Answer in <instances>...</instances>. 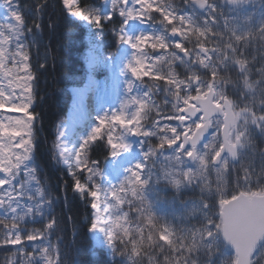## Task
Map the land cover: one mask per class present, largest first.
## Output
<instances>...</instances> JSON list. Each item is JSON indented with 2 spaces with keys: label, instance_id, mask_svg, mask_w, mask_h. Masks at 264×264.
Listing matches in <instances>:
<instances>
[{
  "label": "snow or ice",
  "instance_id": "1",
  "mask_svg": "<svg viewBox=\"0 0 264 264\" xmlns=\"http://www.w3.org/2000/svg\"><path fill=\"white\" fill-rule=\"evenodd\" d=\"M63 4L95 32L103 34L104 22L112 24L119 45L132 50L130 57L118 50L115 68L112 59H101L98 52L93 56V70L112 68L123 98L119 108L97 114L98 124L77 149L60 153L70 171L80 170L73 172L76 190L91 197L90 230L103 233L111 254L123 258L121 264H144L145 259L147 264H161L157 253L163 255L162 264H256L264 254V148L257 145V140L264 143V0H183V7L172 0H107L99 9H81L75 0ZM0 7L7 14L0 23V110L23 113H0V247L11 253L5 264H66L53 258L58 249L49 240L50 233L61 229L59 221L53 217L43 230L25 223L49 203L40 187L32 194L26 191L33 176L25 166L32 151L33 116L28 111L32 74L27 71L24 41L27 36L35 39L32 28L38 33L41 25H26L18 0H0ZM43 8L37 5L35 14ZM117 14L118 28L113 19ZM249 51L261 53L256 79L257 57L249 60ZM177 66L186 73L184 78ZM142 77L152 78V83ZM107 83L90 75L83 89L74 90L75 108L86 115L88 94ZM168 105L171 111H166ZM106 122L109 154L127 153L136 162L119 183L101 187L100 168L88 152L92 142L102 139ZM238 164L243 181L237 176L229 194L224 178ZM85 173L82 183L78 177ZM113 173L119 175V170ZM210 173L216 176L214 190L207 180ZM185 185L201 189V199L182 217L196 220L198 226L161 225L153 211L160 193ZM130 213H135L134 220ZM26 242L32 252L26 251Z\"/></svg>",
  "mask_w": 264,
  "mask_h": 264
},
{
  "label": "trees",
  "instance_id": "2",
  "mask_svg": "<svg viewBox=\"0 0 264 264\" xmlns=\"http://www.w3.org/2000/svg\"><path fill=\"white\" fill-rule=\"evenodd\" d=\"M107 0H75L76 4L83 9L84 7L102 8ZM175 5L183 7V0H172ZM20 10L25 16L27 26H33L39 23L41 28L37 33L35 27L32 31L36 33V38L27 36L24 43L28 52L27 71L32 74L30 89L32 96V106L28 110L33 116L31 158L26 167L33 170V176L28 178L26 191L32 194L35 187H40L42 194L47 198L49 203L42 206L40 215H34L27 219L26 226L43 230L46 223L53 217L59 221L61 229L49 234V240L52 241L58 251L52 253L53 258H58L66 264H121L122 257H114L105 244H100L91 236L90 224L93 210L91 209V197L87 192L82 196L75 188L73 172H79V169L64 167L56 153L57 134L60 127L66 122L67 113L71 104V94L69 89L72 87L83 86L88 72L85 65L86 51L90 48V43H98L100 46V58L104 60L114 59L121 45L115 39L112 28L113 25L104 22V33L95 32L94 27L84 24L77 17H72L68 9L64 6L63 0H18ZM37 5H43V11L37 16L34 9ZM27 6V7H26ZM2 8V7H1ZM3 9V8H2ZM5 10V9H3ZM159 18V13H153ZM116 27H119L120 17L114 16ZM0 23H3L0 21ZM159 27V25H157ZM95 32V39L93 33ZM191 47V45H189ZM149 51H151L149 49ZM155 54V53H152ZM257 57L254 63L253 79H256L255 68L260 67L259 56L261 53L249 51L248 59L252 56ZM11 67V63L9 64ZM166 71V69H164ZM181 73V78L186 73L177 66ZM24 72H20L21 77ZM106 76L102 69H96L94 76L100 78ZM231 78H236V73L227 74ZM211 79L210 76L207 77ZM146 83H152V78L143 77ZM163 86L164 81H159ZM230 98L235 99V96ZM158 103H162L163 94L156 96ZM92 96L87 99L88 106L91 105ZM166 111H171L168 105ZM1 113V110H0ZM155 117V112L152 113ZM146 126H150V121H143ZM96 120H87L82 128H78L75 136V148L85 139L96 126ZM90 127V129L87 128ZM110 124L106 122L101 129L102 139L92 142L88 155L91 159L96 160L101 173L108 169L107 163L111 158L109 149L106 146L107 133ZM156 143V138H152ZM257 145L264 148V143L257 140ZM241 165H237L235 171H230L228 177L235 178L240 175L238 171ZM260 167L259 158L255 160L256 172ZM242 168V167H241ZM86 173L78 178L85 182ZM25 174L21 172L20 178L23 179ZM32 179L33 184H29ZM208 183L213 190L216 186V176L214 173L208 175ZM101 187H107L101 175L97 177ZM119 182H114L116 184ZM163 187V185H161ZM202 193L199 187L190 186V188L165 189L160 193V200L154 204L153 211L157 217L161 218V225L169 224L180 228L190 225H197L196 220H184L183 215L187 213L184 204L197 202L201 199ZM218 199V198H217ZM172 201L170 205L168 202ZM125 211H128L124 205ZM218 211V204H217ZM135 219V213H130ZM180 216L181 219L176 217ZM147 235V233H145ZM26 242V251L32 252V247H28ZM35 243L39 244L40 241ZM161 243H163L161 241ZM19 246H7L13 249ZM11 255L5 248L0 247V264H5L7 256ZM161 264L163 255L158 254ZM264 260L263 254L256 259V264H261ZM144 264H147L145 259Z\"/></svg>",
  "mask_w": 264,
  "mask_h": 264
},
{
  "label": "rangeland",
  "instance_id": "3",
  "mask_svg": "<svg viewBox=\"0 0 264 264\" xmlns=\"http://www.w3.org/2000/svg\"><path fill=\"white\" fill-rule=\"evenodd\" d=\"M4 19L5 20L7 19V14H6V11L0 7V21L4 22ZM83 23L86 24V22H83ZM140 27L146 28V25H142ZM118 50L120 53H127L129 57H130L131 52H132V50L126 45H121ZM97 52L100 53L99 44L96 42L90 43V48L86 51V57H85V65H86L88 75L86 77V80H85L83 86L70 89L72 99H71L70 108L68 110L67 119H66V122L64 123V125H62L60 127V130L58 132L57 144H56V153H57L62 165L66 168H68V165L61 158L60 153L64 150V148L68 149L69 151L76 149L75 148V142H76L75 133H76L77 129L82 128L84 126V123L87 120L91 119V120H96L98 122V120H97V114L98 113H99V115H104V113L108 112L110 108L112 110L119 108L120 99L123 98V88L122 87L121 88L115 87L116 82H115V79L113 78L114 74H113V70H112V68H115V64H116L117 58H118V52H117L116 57L113 59L112 68H99V69H102L105 71L106 76L101 75L100 78H96L94 76V71L98 68L93 70L92 58L94 55L97 54ZM156 54H158V53H155L152 55H156ZM90 75L93 79H95L96 81H100V82H104L106 79H108V83H107V85L102 84L101 87L99 88V90L96 91L95 93L90 92L88 94V97H89V95L92 96V102H91V105L88 106L87 101H86L85 111L87 114L84 115L79 110H77L74 106V103H73L74 90L83 89L85 87V85L88 83ZM129 76H130V78L135 80L134 77H131L130 73H129ZM31 105H32V102L29 105V108L31 107ZM101 109H103V110H101ZM1 113L3 115H9V116H23V113H11V112H5L4 110H1ZM171 123H175V122H171ZM118 127L119 126L117 125V128ZM146 127H149V126H146ZM87 128L90 129L89 126H87ZM25 138L28 139L27 136ZM130 140L134 142L135 138L130 137ZM58 144L61 145L62 147L58 148L57 147ZM137 151H139V146H137ZM65 154L67 155V153H65ZM30 158H31V154H30L29 159L25 162V166L29 163ZM74 159L75 158L73 156V162H74ZM135 162H136L135 160H131V158L127 155V153H121L120 156H118V157H112L111 156V158L107 164L108 169L106 170V172L101 173V178L103 179V181L105 183H109V185L113 184L114 182H120V180H122L124 178V175L126 174V170L128 168H130L132 166V164H134ZM114 168L119 170V175H116L115 173H113L112 175L109 174L110 171ZM0 175H2V174H0ZM28 183L33 184L32 179H29ZM190 186H194V185H185V186H182L181 188L187 189V188H190ZM194 203L195 202L184 204V207H185L187 212L191 209V207ZM90 234L97 242H99L101 244H105L106 247L109 249L108 245L104 242L103 233H101L99 231H91ZM261 264H263V262Z\"/></svg>",
  "mask_w": 264,
  "mask_h": 264
},
{
  "label": "flooded vegetation",
  "instance_id": "4",
  "mask_svg": "<svg viewBox=\"0 0 264 264\" xmlns=\"http://www.w3.org/2000/svg\"><path fill=\"white\" fill-rule=\"evenodd\" d=\"M258 169L259 170L257 173H259L260 167ZM238 171L240 172L239 179L242 182L243 181V168L240 167ZM224 179H225V191L230 194L233 191V189L236 188L237 177L231 178V177H228V175H226ZM253 179L255 180V177H253ZM263 264H264V260H263Z\"/></svg>",
  "mask_w": 264,
  "mask_h": 264
},
{
  "label": "water",
  "instance_id": "5",
  "mask_svg": "<svg viewBox=\"0 0 264 264\" xmlns=\"http://www.w3.org/2000/svg\"><path fill=\"white\" fill-rule=\"evenodd\" d=\"M224 244L227 246V248L234 251V249H232V246L227 241H224Z\"/></svg>",
  "mask_w": 264,
  "mask_h": 264
}]
</instances>
